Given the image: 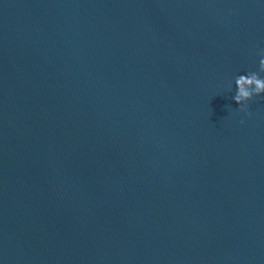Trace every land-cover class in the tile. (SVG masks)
<instances>
[{
    "label": "water",
    "instance_id": "obj_1",
    "mask_svg": "<svg viewBox=\"0 0 264 264\" xmlns=\"http://www.w3.org/2000/svg\"><path fill=\"white\" fill-rule=\"evenodd\" d=\"M261 50L264 0H0V264H264Z\"/></svg>",
    "mask_w": 264,
    "mask_h": 264
},
{
    "label": "clouds",
    "instance_id": "obj_2",
    "mask_svg": "<svg viewBox=\"0 0 264 264\" xmlns=\"http://www.w3.org/2000/svg\"><path fill=\"white\" fill-rule=\"evenodd\" d=\"M257 55L260 57L258 70L238 75L234 80L236 91L233 100L239 105V110L246 113L247 102L254 96L264 94V76L260 75L264 73V50L259 51Z\"/></svg>",
    "mask_w": 264,
    "mask_h": 264
}]
</instances>
